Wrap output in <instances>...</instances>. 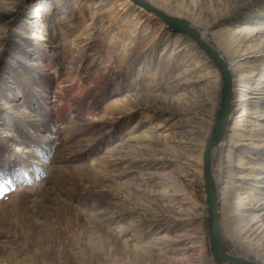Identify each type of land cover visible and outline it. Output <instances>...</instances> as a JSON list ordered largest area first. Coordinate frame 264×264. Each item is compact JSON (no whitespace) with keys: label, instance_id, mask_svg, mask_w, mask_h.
<instances>
[{"label":"rangeland","instance_id":"rangeland-1","mask_svg":"<svg viewBox=\"0 0 264 264\" xmlns=\"http://www.w3.org/2000/svg\"><path fill=\"white\" fill-rule=\"evenodd\" d=\"M144 1L256 71L213 174L264 246V0ZM192 42L132 0H0V264H219L200 215L223 82ZM223 204L225 248L264 264Z\"/></svg>","mask_w":264,"mask_h":264},{"label":"water","instance_id":"water-1","mask_svg":"<svg viewBox=\"0 0 264 264\" xmlns=\"http://www.w3.org/2000/svg\"><path fill=\"white\" fill-rule=\"evenodd\" d=\"M147 11L159 17L165 25L174 31L190 36L195 43L202 49L208 58L213 62L222 78V92L220 97V105L218 108L216 122L208 137L204 152V178L206 182L207 204H208V231L212 246L213 258L219 264H257L244 258L234 257L227 253L224 246L221 227L219 223V214L217 210L218 195L215 178L212 171V150L218 136L226 132L228 116L230 115L232 101V74L225 60L204 40L201 39L198 32L185 20L169 16L164 12L151 6L144 0H132Z\"/></svg>","mask_w":264,"mask_h":264},{"label":"bare ground","instance_id":"bare-ground-1","mask_svg":"<svg viewBox=\"0 0 264 264\" xmlns=\"http://www.w3.org/2000/svg\"><path fill=\"white\" fill-rule=\"evenodd\" d=\"M254 32L255 31L250 32L249 35L254 34ZM198 34L202 40L207 42L212 47L210 41L207 39V37L203 33L199 32ZM231 41H230L231 43L227 45L228 53L236 55L239 53L240 49L244 46L243 45L244 40H243V38H236L235 37V38H231ZM193 45H195V43H193ZM212 48L214 49V47H212ZM214 50L216 51V49H214ZM245 52H247V51L245 50ZM239 58L240 57H234L233 58L234 65L231 69L229 68L231 73H233V72L238 73V77H239L236 80L237 84L235 81L232 83V91L233 92H235V90H236L235 88L238 85V82H241L243 84V83H245V81L247 79H250L251 77H253L256 74V71L255 72H249V71L245 70L247 64H249L248 63L249 61L247 59L237 61ZM255 78H256V75H255ZM229 120H230V115L228 116L227 124H229ZM225 137H226V134L221 133L213 145V150H212V155H211L212 171H213V162L214 163L217 162L219 152H220L221 147L223 146L224 141H225ZM213 176H214V174H213ZM258 176H260V175H258ZM214 178H215V176H214ZM253 178L256 179L259 177H253ZM215 181H217L216 178H215ZM216 188H217V195H218V198H217L218 214H219V211L221 208V201H224L223 205H225V208H228L230 206H234L236 208L237 218L239 220V226H240V228L237 232L238 237L240 239H242L244 243L249 244L252 247H255L256 249L262 248V250H264L263 242L261 241V239L257 240L263 234V226L258 227L257 223H256L258 218L256 216H253V212L247 211L246 208L248 207L249 203L246 202L245 199L241 198V194H238L236 196L231 197V192H230L231 185L224 187L223 190L220 189L218 186H216ZM207 210H208V204L206 203L205 211L203 210L202 215H200V218L201 217H208V214H207L208 211ZM197 218H199V217H197ZM226 251L231 256L237 257L236 254H234V252L232 250L227 248Z\"/></svg>","mask_w":264,"mask_h":264}]
</instances>
